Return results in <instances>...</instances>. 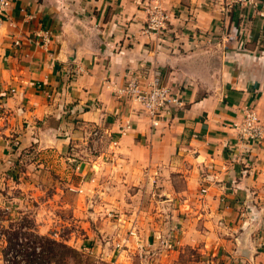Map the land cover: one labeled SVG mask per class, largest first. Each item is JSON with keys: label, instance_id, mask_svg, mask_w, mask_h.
Wrapping results in <instances>:
<instances>
[{"label": "crops", "instance_id": "crops-1", "mask_svg": "<svg viewBox=\"0 0 264 264\" xmlns=\"http://www.w3.org/2000/svg\"><path fill=\"white\" fill-rule=\"evenodd\" d=\"M147 2L168 16L161 38L143 31ZM131 75L174 87L184 105L152 127L117 92ZM246 104L264 124V0H13L0 22V191L12 182L46 205L50 170L68 161L77 201L58 230L96 245L109 235L118 254L126 231L145 246L123 212L141 198L140 228L147 208L167 206L179 244L217 249L219 264H264V131L242 145L231 128Z\"/></svg>", "mask_w": 264, "mask_h": 264}, {"label": "rangeland", "instance_id": "rangeland-1", "mask_svg": "<svg viewBox=\"0 0 264 264\" xmlns=\"http://www.w3.org/2000/svg\"><path fill=\"white\" fill-rule=\"evenodd\" d=\"M71 153L72 151H67L65 153L66 158L71 156ZM46 158H48L50 164L53 163V157L50 154H48ZM65 163L66 164L58 163V168L54 166V171L53 168L50 170L49 177L46 179V195L50 197V201H47V199L46 201L44 200L47 202L46 205L39 203L40 200L37 203L31 201L21 190L17 193H10L9 189L12 187V182H10L11 184L6 183V181L3 182V189L0 191V264H11V262L14 261L11 254L6 256L8 261L3 259V252H5L7 246L5 242L6 239H9L11 242H15L16 239V242L24 243L26 240L30 241L34 239L32 233L38 236L51 238L57 242L66 243L78 251L82 264H219V260L217 259L218 252H216L217 249H211L210 254L207 255V249H209V247L203 248L201 245L178 243L180 236H178L176 228L167 229L165 226L169 220L171 221L170 216H172L168 213L167 206L163 207V209L161 208L158 216L156 215L158 212L157 207L153 208L150 206L147 208L148 212H154V216L150 215V217L145 216L144 218V215H142L140 221L143 225L140 228V226L136 224L135 219L138 218L137 216L140 213L141 198L135 199L134 207L129 204L126 205L123 212H125L124 215L126 217L131 214L135 215L134 222H132L136 227L134 232L140 235L142 234L150 241V244L145 246H137L136 248L131 247L126 240V235L131 233L126 231L127 234L125 232L123 235L117 237L119 243H123L122 247L124 248L121 249L118 254V252L110 251V247H108V243L111 244V242L108 241L110 239L109 235L104 238L103 234L99 233L98 244L96 245L94 241H90V236H88L84 230L76 231L74 229L72 231V228L58 230L56 221H54L56 216L67 218L68 213L70 214L67 205H74L77 201L76 198H74L76 194L75 190H72V186L73 188L76 186V180H74L72 176L74 167L69 165L68 161ZM23 169L24 163L18 166V170L21 171ZM58 177H64V181L57 179ZM53 194L59 195L60 198L55 196L52 197ZM127 200H130V198H127ZM57 202H61V204L63 202L62 206H66V208H56ZM83 202L84 199H82V203ZM157 202H154V204L157 205ZM177 210L179 209L177 208ZM117 216L118 215H116V217ZM69 218L70 217L66 220ZM152 218L153 220H150ZM154 218H158L159 220H154ZM175 221L173 223H175ZM177 228L179 229L180 226L178 225ZM195 233L196 232L192 230L188 235V240L195 242L197 238H200ZM77 239L80 241H77ZM134 242H136V239ZM79 244L82 245V247L79 249L75 248V246ZM115 249H118V246H116ZM140 253L144 254L143 258H140ZM16 258L15 260H17Z\"/></svg>", "mask_w": 264, "mask_h": 264}, {"label": "built area", "instance_id": "built-area-1", "mask_svg": "<svg viewBox=\"0 0 264 264\" xmlns=\"http://www.w3.org/2000/svg\"><path fill=\"white\" fill-rule=\"evenodd\" d=\"M229 5L248 3L250 0H225ZM13 0H0V22L7 18V12ZM146 20L143 31L149 35L161 38L167 31L168 16L158 4H145ZM51 33L44 31L40 45L50 43ZM15 44H18L15 42ZM117 92L120 97L128 98L140 106L141 111L150 120L152 127H156L161 120L168 117L175 109L182 108L183 97L179 90L168 85H162L156 77L148 83H141L136 76L131 75L122 88ZM241 118L232 122V129L242 145L259 141L263 136L264 124L260 121L252 105L246 104L240 109ZM204 192V190H202ZM131 233V232H130ZM132 234V233H131ZM144 254L140 253V258Z\"/></svg>", "mask_w": 264, "mask_h": 264}, {"label": "trees", "instance_id": "trees-1", "mask_svg": "<svg viewBox=\"0 0 264 264\" xmlns=\"http://www.w3.org/2000/svg\"><path fill=\"white\" fill-rule=\"evenodd\" d=\"M32 234L34 239L24 243L16 242V239L15 242L6 239L3 259L8 261L6 256L11 254L14 259L11 264H82L78 251L66 243Z\"/></svg>", "mask_w": 264, "mask_h": 264}]
</instances>
